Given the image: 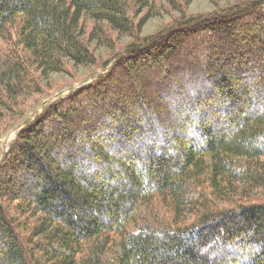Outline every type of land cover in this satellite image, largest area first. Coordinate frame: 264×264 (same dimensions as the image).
Wrapping results in <instances>:
<instances>
[{
  "label": "trees",
  "instance_id": "1",
  "mask_svg": "<svg viewBox=\"0 0 264 264\" xmlns=\"http://www.w3.org/2000/svg\"><path fill=\"white\" fill-rule=\"evenodd\" d=\"M158 2L0 0V120L133 38L11 145L0 264H264L263 1L140 37Z\"/></svg>",
  "mask_w": 264,
  "mask_h": 264
},
{
  "label": "rangeland",
  "instance_id": "2",
  "mask_svg": "<svg viewBox=\"0 0 264 264\" xmlns=\"http://www.w3.org/2000/svg\"><path fill=\"white\" fill-rule=\"evenodd\" d=\"M248 0H192L189 4H185L183 0H177L176 6L173 8L165 3L158 2L156 5L158 15L149 20L141 31L140 37L155 35L159 30L165 27L171 21L180 17L179 10L185 15L196 16L205 15L212 12H220L228 9L235 4L247 2ZM263 12H264V0ZM113 45L108 47L92 45L93 54L96 59L94 66H82L74 68L72 65L66 67V73L50 75L46 82L41 85L42 93L20 99L15 107L17 115L11 116L13 113L8 112V116H4L0 120V167L4 163L5 157L10 150L11 145L15 142L14 138L9 142L5 149V142L8 135L14 130H18V134L29 124L35 122L40 115L50 106L58 105L61 102L71 98L79 91L97 84L106 77L116 61V56L123 54L129 44L133 42L130 36H113ZM0 48H6L0 43ZM48 84V85H47ZM262 100V99H261ZM264 103V99L262 101ZM264 106V105H263ZM11 117H13L11 119ZM9 148V149H8Z\"/></svg>",
  "mask_w": 264,
  "mask_h": 264
},
{
  "label": "bare ground",
  "instance_id": "3",
  "mask_svg": "<svg viewBox=\"0 0 264 264\" xmlns=\"http://www.w3.org/2000/svg\"><path fill=\"white\" fill-rule=\"evenodd\" d=\"M17 132L18 130H14L13 132H11L9 135H8V139L6 140L5 142V149H7V146L9 144V142H11L14 138H16V135H17ZM9 149V148H8Z\"/></svg>",
  "mask_w": 264,
  "mask_h": 264
}]
</instances>
